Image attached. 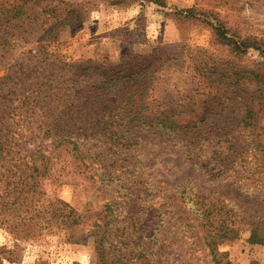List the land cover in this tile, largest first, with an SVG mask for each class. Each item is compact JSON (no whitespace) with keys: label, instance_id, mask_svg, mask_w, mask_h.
<instances>
[{"label":"trees","instance_id":"obj_1","mask_svg":"<svg viewBox=\"0 0 264 264\" xmlns=\"http://www.w3.org/2000/svg\"><path fill=\"white\" fill-rule=\"evenodd\" d=\"M182 12L194 16L190 8ZM86 15L82 2L0 0V50L29 45L31 56L27 68L18 64L21 74L13 71L0 77V225L24 236H34L45 227H61L70 243H77L86 232L93 237L99 264H107L115 246L109 238L111 222L116 220L114 203L103 204L87 222V215L45 194L44 182L52 179L54 162L67 151L84 183L110 187L117 194L122 191L120 195L129 201L128 195L134 190L141 193L147 185L144 164L134 154L144 141L181 149L210 181L239 188L264 203V89L260 87L264 63L236 70L227 60L218 63L224 69L215 64L206 70L199 66L198 74L210 87L194 84L176 101L169 96L159 101L157 74L176 59L164 51L124 53L117 63L67 62L53 54L50 47L57 44L60 32L77 28ZM215 31L235 54L253 45L227 38L220 28ZM249 84H254L253 90ZM23 127L31 128L35 136L26 138ZM36 139L45 142L21 154L22 144ZM86 144L89 151L83 149ZM194 196L192 213L200 226L194 239L214 264H229L221 262L225 254L218 245L227 235L228 221L244 220V212L225 204L222 195ZM146 197L152 200L154 194ZM214 209L224 223L215 234L207 235L204 226L212 223ZM246 223L249 243L264 244V218L249 217ZM121 229L129 234V227ZM120 244L128 245L125 240ZM120 258L115 264H124ZM142 264H153V260L146 258Z\"/></svg>","mask_w":264,"mask_h":264},{"label":"rangeland","instance_id":"obj_2","mask_svg":"<svg viewBox=\"0 0 264 264\" xmlns=\"http://www.w3.org/2000/svg\"><path fill=\"white\" fill-rule=\"evenodd\" d=\"M65 1L82 2L87 8L86 20L77 28L60 32L57 44L50 47L53 54L67 62L117 63L124 53L148 55L155 53L153 49L164 51L176 59L157 74L155 97L159 101L165 96L176 101L190 92L194 84L210 87L198 74L199 66L206 70L215 64L224 69V65L218 63L227 60L236 70L240 67L252 69L264 63V0ZM188 8L194 16L182 12ZM215 28H220L227 38L238 42L247 40L258 49L252 45L235 54L220 40ZM29 48L27 45L0 50V77L13 71L21 74L19 65L26 64V68L30 65ZM260 87L264 89V83ZM248 88L253 90L254 84H249ZM31 128L23 127L26 138L35 136ZM80 141L85 142L81 137ZM43 142L41 139L30 140L19 150L25 154ZM83 149L89 151V146L86 144ZM134 154L144 164L147 185L141 193L134 190V194L128 195L129 201L120 195L122 191L117 194L110 187L84 183L73 170L67 151L54 162L52 179L44 182L45 194L55 195L87 215V222L103 204L114 203L116 220L111 222L109 238L115 246L108 254L107 264L119 262L121 256L124 264H142L146 258L152 259L153 264H214L208 251L194 239V234H200L199 221L192 213L196 208L193 206L195 193L208 198L222 195L225 204L244 212V220L234 217L227 223V235L218 245V251L225 254L220 256L221 262L264 264V244L249 243L250 226L246 223L249 217L264 218V203L259 198L219 180L210 181L200 168L185 158L181 149L169 144L144 141ZM149 192L154 194L152 200L146 197ZM41 202L43 207L45 200ZM214 213L216 209L210 216L212 223L204 226L207 235L215 234L217 226L224 223V218ZM119 226L125 230L129 227V234L122 232ZM121 240L128 245L120 244ZM0 264L99 262L93 237L86 232L77 243H70L61 227H45L34 236H24L0 225Z\"/></svg>","mask_w":264,"mask_h":264}]
</instances>
